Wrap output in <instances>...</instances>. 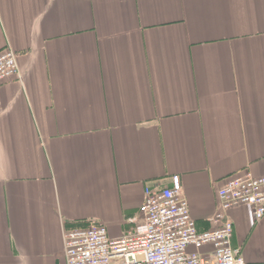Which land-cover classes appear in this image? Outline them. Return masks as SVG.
I'll return each instance as SVG.
<instances>
[{"label": "crops", "instance_id": "obj_1", "mask_svg": "<svg viewBox=\"0 0 264 264\" xmlns=\"http://www.w3.org/2000/svg\"><path fill=\"white\" fill-rule=\"evenodd\" d=\"M7 47L0 264H66L64 230L92 222L120 238L174 178L211 230L225 181L264 176V0H0ZM227 216L264 264V218Z\"/></svg>", "mask_w": 264, "mask_h": 264}, {"label": "built area", "instance_id": "obj_2", "mask_svg": "<svg viewBox=\"0 0 264 264\" xmlns=\"http://www.w3.org/2000/svg\"><path fill=\"white\" fill-rule=\"evenodd\" d=\"M18 54L0 51V87L22 80ZM220 211L214 229L200 231L178 178L172 185L145 189L139 218L122 237L112 239L103 224L65 229L66 264H246L233 245L234 224L227 213L243 206L253 209L256 222L264 218V176L249 172L229 178L218 191ZM212 252L203 256L201 251Z\"/></svg>", "mask_w": 264, "mask_h": 264}]
</instances>
